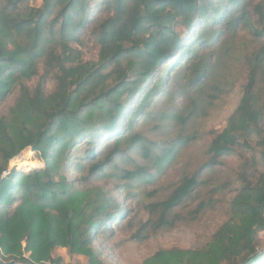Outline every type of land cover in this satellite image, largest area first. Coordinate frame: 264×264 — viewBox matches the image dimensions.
<instances>
[{"label": "trees", "instance_id": "trees-1", "mask_svg": "<svg viewBox=\"0 0 264 264\" xmlns=\"http://www.w3.org/2000/svg\"><path fill=\"white\" fill-rule=\"evenodd\" d=\"M29 1L0 0V102L16 92L0 115L1 259L35 264L60 246L92 261L94 237L114 235L110 224L131 217L129 200L147 212L142 230L151 234L213 212L214 196L230 185L207 200L198 191L219 159L253 135L260 161L254 153L251 163L262 168L254 180L239 175L229 220L204 247L158 250L144 264H264L255 251L264 231V0ZM83 40L99 49L96 61L75 63L70 46ZM42 62L46 73L28 85ZM240 73L236 109L209 133L207 160L187 175L181 167L198 126L220 110ZM25 148L45 160V174L3 177ZM72 165L78 176L70 182L61 170ZM177 168L179 181L159 194L162 177Z\"/></svg>", "mask_w": 264, "mask_h": 264}, {"label": "rangeland", "instance_id": "rangeland-1", "mask_svg": "<svg viewBox=\"0 0 264 264\" xmlns=\"http://www.w3.org/2000/svg\"><path fill=\"white\" fill-rule=\"evenodd\" d=\"M29 5L36 8L41 7L42 0H30ZM82 43L83 45L81 46L76 44L70 46L74 50L72 55L75 59V63H91L92 61H96L99 52L97 46L91 44L90 42L88 43L86 40H83ZM72 64L73 62L71 61L70 63H67L66 67H71ZM37 73L38 75L34 80L30 81V83L27 82L28 85L35 86L40 76L46 73V68L45 65H43V62L40 63V67L37 66ZM235 78L237 79L234 80L236 85L233 91L218 101V106L221 107L220 110L211 114L207 120L203 121L202 124L198 126L199 140L191 147V149L185 152L188 156L186 158V163L188 165L181 167V170H184L187 175H191L199 163L207 160L206 155H208V148L210 140L212 139L209 133L221 130L226 125L228 117L232 115L237 107L240 98V90L245 82V74L240 73V75ZM54 87L55 82L52 76L49 75L45 84V90H47V92H51ZM17 88L18 87H16V89ZM15 93H12L7 100L0 102V115L9 110L14 101ZM254 141L255 138H253L252 135L246 145L244 143H240L231 154L220 158L219 161L221 166L216 171V175L209 184L202 186V188L198 191L201 193V197L204 200H207L210 196L208 194L209 191L215 190L222 183H227V186L230 185L231 191L224 197L223 194L220 195V193L214 196L216 202L218 203L215 211L199 216L194 220L188 218L187 216L184 221L179 222L170 231L151 234L142 230L143 225L149 219L147 212L142 210V207L137 203L129 200L126 205L133 209V212L130 215L131 217L122 222L118 221L115 225L114 223L110 224L112 230L114 231V235L112 237H108V231H103L97 237H94L92 248L96 257H94L92 261L88 259L87 256L72 254L69 249L58 246L49 253L47 260L44 259L37 263L144 264V261L150 258L158 250H193L204 247L210 242L212 236L230 218L228 217L225 208H227L229 200L233 197L232 190L238 185L237 179L239 175L245 172L249 177H253L254 180L255 177H257L258 171L262 168V165L258 166L256 164L253 165V162L251 163L254 153L257 156V159H259V155L256 152H252ZM79 153H82V151L77 150L76 154ZM246 165L250 166V169H248ZM45 167L46 162L39 154L31 151L30 148H25L18 155L10 159L7 171L3 174V177H6L12 171L25 174L34 173L43 176L45 174ZM24 168L38 169H34L32 171L27 169L25 170ZM75 169L76 168L72 165V168L67 172L62 169L61 174H63L64 178L71 182L78 176ZM208 173H205L201 179L206 180L210 177L211 175ZM181 174L182 172H180L179 168H177V170L170 171L164 175L157 186L161 188L159 194L168 193V187H170L173 182L179 181ZM118 193V201L123 203L124 196L120 191H118ZM221 198L222 201H220ZM255 239V251L258 254L264 252V231H259ZM27 246L28 242L26 239L22 240L21 250L23 252V260H30V253L26 249Z\"/></svg>", "mask_w": 264, "mask_h": 264}, {"label": "water", "instance_id": "water-1", "mask_svg": "<svg viewBox=\"0 0 264 264\" xmlns=\"http://www.w3.org/2000/svg\"><path fill=\"white\" fill-rule=\"evenodd\" d=\"M0 264H22V263L15 262L13 260H11V261H4L0 257Z\"/></svg>", "mask_w": 264, "mask_h": 264}, {"label": "bare ground", "instance_id": "bare-ground-1", "mask_svg": "<svg viewBox=\"0 0 264 264\" xmlns=\"http://www.w3.org/2000/svg\"><path fill=\"white\" fill-rule=\"evenodd\" d=\"M30 163H32V162H30Z\"/></svg>", "mask_w": 264, "mask_h": 264}]
</instances>
